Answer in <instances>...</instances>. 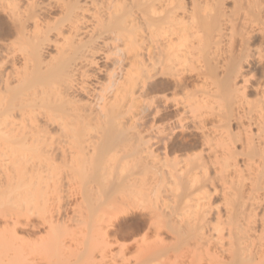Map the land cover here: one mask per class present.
I'll return each instance as SVG.
<instances>
[{
  "label": "bare ground",
  "instance_id": "6f19581e",
  "mask_svg": "<svg viewBox=\"0 0 264 264\" xmlns=\"http://www.w3.org/2000/svg\"><path fill=\"white\" fill-rule=\"evenodd\" d=\"M41 259L264 264V0H0V264Z\"/></svg>",
  "mask_w": 264,
  "mask_h": 264
},
{
  "label": "rangeland",
  "instance_id": "374dc122",
  "mask_svg": "<svg viewBox=\"0 0 264 264\" xmlns=\"http://www.w3.org/2000/svg\"><path fill=\"white\" fill-rule=\"evenodd\" d=\"M114 249L115 247H112L111 246V249ZM42 260H43V262H42ZM42 262V263H41ZM35 264H49V261H47V260H45V259H41V261H37Z\"/></svg>",
  "mask_w": 264,
  "mask_h": 264
}]
</instances>
